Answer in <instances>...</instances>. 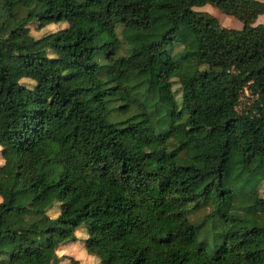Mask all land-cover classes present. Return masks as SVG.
<instances>
[{
	"label": "trees",
	"instance_id": "1",
	"mask_svg": "<svg viewBox=\"0 0 264 264\" xmlns=\"http://www.w3.org/2000/svg\"><path fill=\"white\" fill-rule=\"evenodd\" d=\"M83 7L91 26L74 20ZM258 14L264 0H0V154L22 167L17 189L0 187V264H60L81 225L99 264H264ZM176 133L208 138L200 163L178 161Z\"/></svg>",
	"mask_w": 264,
	"mask_h": 264
},
{
	"label": "rangeland",
	"instance_id": "2",
	"mask_svg": "<svg viewBox=\"0 0 264 264\" xmlns=\"http://www.w3.org/2000/svg\"><path fill=\"white\" fill-rule=\"evenodd\" d=\"M83 12L79 13L78 16L75 17V22L80 25V26H91L93 24L92 21L89 20V15L93 12L91 8L89 7H83ZM197 9H202L206 10L212 15H214L218 22L226 27H234V28H240L242 23L239 19L236 17H233L231 15H227L225 13H222L220 10H218L215 6L205 3L197 6ZM262 21L264 22V14H259L255 22ZM28 29L29 33L33 37H39L42 34L56 30L58 28H61L66 25V22L64 21H58L54 23H48L46 25H43L39 27L37 23L35 22H29L28 24ZM119 29V27L117 28ZM119 36V33H118ZM180 46L179 45H174L172 48V51L178 49ZM21 82L26 83V84H31V80L28 78H21ZM171 87L176 95V98H178L179 95V84L177 82V79L173 77L171 79ZM248 94L247 91L244 92V96ZM242 96L241 98V103L237 106V108H240L242 106V101H246V97ZM147 131H144L146 133ZM143 135V134H142ZM176 141H181L184 149H186V152L181 154V157L178 159L179 162L181 163H186L188 161H193L195 163L199 162L202 159V153L204 149L207 147L208 144V138L207 137H199L196 138L194 141H186L183 138V135L181 133H176L175 134ZM154 147H159L156 145H153ZM0 161H3V163H0V187H8L12 190L17 189L18 184L21 179L22 175V167L21 165L14 163L10 164L7 163L4 159H2L1 154H0ZM201 162V161H200ZM199 162V163H200ZM45 176L50 177V178H55L56 177V172L52 167H48L45 169ZM76 193L78 195L81 194L82 192V187L78 186L76 187ZM258 193L262 196H264V180L261 181L258 189ZM51 193L47 191L46 189L41 191V194L38 197H31L29 200V206L30 207H35V208H41L48 200L50 199ZM16 202L20 201L19 196L15 194L13 197ZM55 207V206H53ZM49 208L47 210L48 214L53 216L56 212V207L55 208ZM198 214H202L203 210L198 211ZM97 220H103V216L97 215L96 216ZM124 228H107L105 229V234L107 236H114L115 238H121L122 240H127L125 237L123 231L120 232ZM76 240L75 241H66L58 246L56 249L58 254H64L65 257L61 260L60 264H68L69 258L68 255L71 256L72 258H75L78 260V264H99V257L96 256L95 254L87 253L86 250L84 249L81 239L84 238L87 233L86 230L84 229L83 225L77 227L74 231ZM118 240V239H117ZM128 242V241H126ZM136 241H131V243H135ZM36 264H43V263H36Z\"/></svg>",
	"mask_w": 264,
	"mask_h": 264
},
{
	"label": "crops",
	"instance_id": "3",
	"mask_svg": "<svg viewBox=\"0 0 264 264\" xmlns=\"http://www.w3.org/2000/svg\"><path fill=\"white\" fill-rule=\"evenodd\" d=\"M258 15H259V14H258ZM258 15H257V16H258ZM257 16H256V17H257ZM255 19H256V18H255ZM259 22H262V21H259ZM254 23H255V20H254ZM262 23H264V22H262Z\"/></svg>",
	"mask_w": 264,
	"mask_h": 264
},
{
	"label": "clouds",
	"instance_id": "4",
	"mask_svg": "<svg viewBox=\"0 0 264 264\" xmlns=\"http://www.w3.org/2000/svg\"><path fill=\"white\" fill-rule=\"evenodd\" d=\"M0 163H3V161H0Z\"/></svg>",
	"mask_w": 264,
	"mask_h": 264
}]
</instances>
